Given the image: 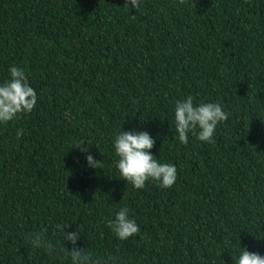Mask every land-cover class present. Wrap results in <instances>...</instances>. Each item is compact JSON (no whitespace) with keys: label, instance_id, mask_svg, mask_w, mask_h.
I'll return each mask as SVG.
<instances>
[{"label":"trees","instance_id":"1","mask_svg":"<svg viewBox=\"0 0 264 264\" xmlns=\"http://www.w3.org/2000/svg\"><path fill=\"white\" fill-rule=\"evenodd\" d=\"M13 64L38 102L0 125V264H61L25 244L45 227L59 240L61 220L79 227L81 247L119 250L121 264H233L240 245L264 255V0H145L137 11L125 0H0V81ZM188 95L230 113L213 143L184 145L171 129ZM131 128L176 166L172 187L120 179L111 142ZM125 206L140 232L119 241L107 222Z\"/></svg>","mask_w":264,"mask_h":264},{"label":"clouds","instance_id":"2","mask_svg":"<svg viewBox=\"0 0 264 264\" xmlns=\"http://www.w3.org/2000/svg\"><path fill=\"white\" fill-rule=\"evenodd\" d=\"M144 4L145 0H125V5L136 11L142 9ZM37 102V92L31 86L25 69L16 64L11 65L8 68V78L0 81V125H7L21 116H27L35 109ZM172 112L174 128L171 129L179 143L184 145L189 143L190 136L202 143H213L218 125L230 115L219 100L196 103L191 95L177 100ZM64 116L71 119L69 111H65ZM23 134L24 129H16L17 138ZM111 143L113 165L118 170L120 179L130 183L134 189L145 188L149 181L156 182L162 189L170 188L176 183V166L162 162L151 151L156 144V138L148 131L137 128L127 131L120 129L113 136ZM73 147L79 148L85 154L88 168L100 167L102 161L88 152L90 146L87 141L74 140L70 148ZM70 225L63 220L55 224L59 240L48 235V229L45 227L30 232L25 244L29 249L42 251L51 260L60 261L61 264H121L119 250L99 254L89 244L87 247H81L83 235L78 226L76 230L68 231ZM107 227L119 241H127L140 232L139 224L126 206L114 212L107 222ZM67 245H71V249ZM231 258L233 264H264V255L251 252L241 245L235 257Z\"/></svg>","mask_w":264,"mask_h":264}]
</instances>
